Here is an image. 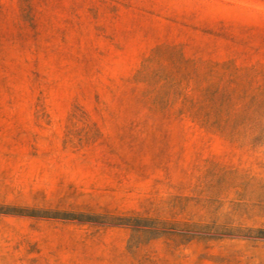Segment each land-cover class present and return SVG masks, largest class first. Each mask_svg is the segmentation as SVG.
<instances>
[{
	"label": "rangeland",
	"instance_id": "obj_1",
	"mask_svg": "<svg viewBox=\"0 0 264 264\" xmlns=\"http://www.w3.org/2000/svg\"><path fill=\"white\" fill-rule=\"evenodd\" d=\"M0 264H264V0H0Z\"/></svg>",
	"mask_w": 264,
	"mask_h": 264
},
{
	"label": "trees",
	"instance_id": "obj_2",
	"mask_svg": "<svg viewBox=\"0 0 264 264\" xmlns=\"http://www.w3.org/2000/svg\"><path fill=\"white\" fill-rule=\"evenodd\" d=\"M131 227H132V230L134 232L135 235L139 234L140 236L143 235V232H147L146 230H144L143 228H140L139 226L133 224V223H130Z\"/></svg>",
	"mask_w": 264,
	"mask_h": 264
}]
</instances>
